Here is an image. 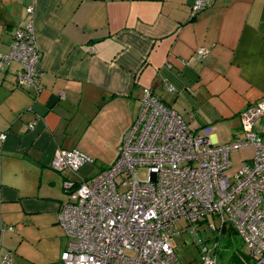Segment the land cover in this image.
Instances as JSON below:
<instances>
[{
  "label": "crops",
  "instance_id": "obj_1",
  "mask_svg": "<svg viewBox=\"0 0 264 264\" xmlns=\"http://www.w3.org/2000/svg\"><path fill=\"white\" fill-rule=\"evenodd\" d=\"M29 21L37 92L15 85L16 62L0 69V264H62L65 182L114 162L143 88L192 131L210 126L216 144L236 139L240 111L264 96V0H0V54ZM58 149L93 163L56 171Z\"/></svg>",
  "mask_w": 264,
  "mask_h": 264
},
{
  "label": "built area",
  "instance_id": "obj_2",
  "mask_svg": "<svg viewBox=\"0 0 264 264\" xmlns=\"http://www.w3.org/2000/svg\"><path fill=\"white\" fill-rule=\"evenodd\" d=\"M195 53L202 58L208 49ZM39 58L29 21L15 31L9 52L0 54V69L16 62L15 85L37 92ZM239 119V136L216 144L210 126L192 131L180 113L143 88L114 162L65 182L66 200L57 213L66 238L62 264H173L171 240L184 230L199 249L200 264H220L224 229L234 231L250 264H264V96L240 111ZM4 138L1 133L0 142ZM243 146L254 147V155L228 176L229 155ZM90 163L93 158L78 149H58L50 167L77 172ZM200 225H209L211 236L203 238Z\"/></svg>",
  "mask_w": 264,
  "mask_h": 264
},
{
  "label": "rangeland",
  "instance_id": "obj_3",
  "mask_svg": "<svg viewBox=\"0 0 264 264\" xmlns=\"http://www.w3.org/2000/svg\"><path fill=\"white\" fill-rule=\"evenodd\" d=\"M213 126L214 127L212 130L216 132V134L219 137L221 138L223 137L224 138L223 140L230 139L231 137L230 129L228 128L225 129V126H221V127H216L215 125ZM253 155H254V147L252 146H243L238 150L231 152L229 155L231 167L227 169V175L231 176L233 173H235L240 167L241 162L244 160L250 161ZM144 172L145 171L143 169L140 170L139 177H143ZM198 230L203 238H207L212 234L209 225H206V227L200 225L198 226ZM171 244L176 256V260L174 261L173 264H200L199 249L196 243L194 242L192 235L189 232L184 230L179 235L174 236L171 240ZM233 246L239 248L240 252L245 251L244 247L242 246V243L240 242L237 236L235 238V243H233Z\"/></svg>",
  "mask_w": 264,
  "mask_h": 264
},
{
  "label": "trees",
  "instance_id": "obj_4",
  "mask_svg": "<svg viewBox=\"0 0 264 264\" xmlns=\"http://www.w3.org/2000/svg\"><path fill=\"white\" fill-rule=\"evenodd\" d=\"M169 85V84H168ZM219 243H218V253L220 257H229L230 259L233 258V260L240 264H250V259L245 251L239 250V248H236L233 246V243H235V233L231 229H224V232L222 236L219 237Z\"/></svg>",
  "mask_w": 264,
  "mask_h": 264
}]
</instances>
